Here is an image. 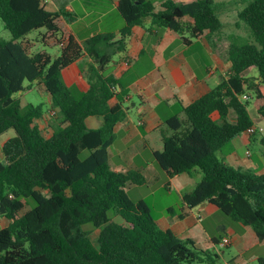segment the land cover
<instances>
[{
    "label": "trees",
    "instance_id": "trees-1",
    "mask_svg": "<svg viewBox=\"0 0 264 264\" xmlns=\"http://www.w3.org/2000/svg\"><path fill=\"white\" fill-rule=\"evenodd\" d=\"M236 1L244 4L237 26L243 23L250 35L244 41L232 38L227 55L230 73L207 94L182 105L179 114L147 133L144 141L167 176L202 174L183 196L187 207L206 203L251 226L264 240V173L244 171L218 155L254 126L251 95L243 98L246 92H254L262 102L258 112L264 116V0ZM236 1L166 0L157 7L150 0H120L118 11L125 21L121 38L97 34L82 44L70 38L53 57L46 50L30 53L24 38L42 28L56 35L63 12L48 9L44 0H0V18L12 35L10 40L0 38V135L15 130L2 145L0 157V214L10 221L0 229V264L212 261L210 251L193 239L161 227L146 201L130 198L128 185L147 184L142 170L112 168L109 149L116 138L115 126L127 116V91L103 71L116 53L125 50L133 27L145 17L156 26L189 34L182 37L187 43L206 31H222L219 8ZM185 17L193 22L186 25ZM83 57L97 66L90 65L87 79L80 76L67 83L65 71ZM252 67L258 69L257 76L247 75ZM34 82L43 86L57 112L49 137L36 122L45 114L42 106H23L16 96ZM113 98L117 102L111 105ZM232 111L235 121L229 119ZM90 116L99 118L101 125L89 127ZM261 143L264 146V138ZM112 209L121 221L110 217ZM95 229H100L97 245L91 238ZM214 241L219 243L220 238ZM258 264H264V257Z\"/></svg>",
    "mask_w": 264,
    "mask_h": 264
},
{
    "label": "crops",
    "instance_id": "crops-1",
    "mask_svg": "<svg viewBox=\"0 0 264 264\" xmlns=\"http://www.w3.org/2000/svg\"><path fill=\"white\" fill-rule=\"evenodd\" d=\"M44 1L48 9L63 12V15L57 19L59 31L56 35H52L47 30L44 33L41 32L44 43L59 44L61 49L70 38L79 44L97 34L114 33L116 36L114 40L121 38V29L124 27L125 21L118 11L120 0ZM150 1L159 7L166 0ZM175 1L189 2L193 0ZM216 1L231 2L232 0ZM225 8H219V16L227 11ZM192 22V18L185 17L186 25ZM183 36L189 37V34H179L169 28L156 26L150 16L145 17L141 24L133 27L131 35L126 40L125 50L116 53L106 65L104 74L114 75L127 91L125 95L127 116L125 120L115 126L116 138L110 149L117 143V151L133 152L129 155L122 153L124 155L122 160L114 163L111 162L110 156V164L119 171L142 170L147 184L155 178H161V186L167 188L169 194H172L173 191L178 194L181 210L177 212L172 204L166 205L157 216H154L157 223L165 229L172 230L181 238L193 239L199 248H203V244L209 241L215 245L220 243L214 241L218 237L209 231L206 239L205 227L199 226V223L208 219L210 214L217 209L209 208L206 203L194 208H189L183 203L184 194L192 190L198 182L196 176L182 173L169 177L165 174L166 178H164L158 168L154 167L153 169L147 166L148 164L153 165V161L148 160L147 164H144V161L142 162L138 157L144 150L149 149L145 146L144 141V136L147 133L164 124L168 118L179 114L182 105L192 103L218 86L222 81V76H227L224 73L230 71L231 64L228 57H224V40L227 38L224 37L223 31L218 33L206 31L203 35L192 38L187 43L183 41ZM232 38L227 39L226 56ZM24 43L28 46L30 53L36 52L33 50H35L37 42L32 41L28 35L24 38ZM91 64L97 66V63L88 57L78 60L66 70L71 71V81L67 83H74L81 78L80 76L87 79L86 73ZM218 71L221 73L219 77H217ZM121 90L122 86L119 85L117 91ZM116 102L117 99L113 98L110 104L113 105ZM256 105L259 109L262 102L258 100ZM134 111H136L135 116L132 115ZM214 117L217 118L218 114L215 113ZM229 119L235 121L236 115L233 111L230 113ZM86 123L89 127L97 128L102 122L96 116H90L86 119ZM234 140L246 147L244 154L240 146H234L232 149L222 152L220 157L234 167L264 173V149L259 150L257 154L252 153L248 147L252 143V136L246 132L236 136ZM152 157H154L153 154ZM135 186L139 185L130 184L127 187L134 189ZM188 188L191 189L188 190ZM128 195L132 199L129 193ZM9 223V219L1 215L0 229L8 226ZM238 223V226L223 225L221 227L222 238L226 236L230 238L228 246L236 247L240 252H243L249 250L251 246L264 245V240L257 238L254 230H251V226ZM260 257H264V255L256 252L252 255V259L257 261Z\"/></svg>",
    "mask_w": 264,
    "mask_h": 264
},
{
    "label": "rangeland",
    "instance_id": "rangeland-1",
    "mask_svg": "<svg viewBox=\"0 0 264 264\" xmlns=\"http://www.w3.org/2000/svg\"><path fill=\"white\" fill-rule=\"evenodd\" d=\"M244 4L240 1L232 2L228 4V6L225 8L227 11L220 14V18L223 22V28L222 31L224 33V37L227 39H231L232 37H239L240 40H246L249 35L250 31L247 29V27L242 23L239 27L237 26V22L239 21L238 12L240 9H242ZM41 32H46L45 28H42L40 30H35L28 34V37L31 38L32 41H36L37 44L35 46V50L33 51H41L46 50L49 54H51L53 57H57L61 53V49L59 44H47L42 41ZM0 38L5 40H10L12 38V35L8 29L5 28L3 21L0 18ZM225 39V38H224ZM227 39L224 40V57L226 56L227 52ZM71 71H66L64 74V80L66 82L71 81ZM247 75L249 76H257L258 75V69L256 67H252L248 70ZM221 76V73L218 71L217 77ZM29 83L26 82V85ZM247 95H249V112L250 115L254 121V127L256 128V132L254 134H251L252 136V143L249 145V150L252 151V153L257 154L259 150L264 149L263 144L261 143L262 138H264V116L261 115L258 112L257 109V97L254 92H246ZM16 96L21 100V104L24 106L28 103H33L35 105L42 106V109L44 111V116L41 119L36 120L37 124L40 126L42 132L44 135L48 136L52 132L51 123L55 120L57 117L56 114H52L51 111L53 110L51 103L49 101V95L45 91L42 85L38 83H33L30 88L21 91L16 94ZM136 111L132 113L133 116H135ZM137 118V117H135ZM241 135V134H240ZM15 136V130L9 129L3 134L0 135V157L3 156L2 154V145L4 141L7 139ZM236 140H232L229 142L226 147V150L232 149L234 146H240L242 153L244 154L246 147L243 146L242 143H236ZM224 152V151H223ZM125 153L127 155L132 154V151H117V143L113 145V147L110 149V156H111V162H118L120 159L122 160L123 154ZM87 154V151L83 152V156ZM222 154V152H219V156ZM140 160L144 164H147V161H153V165L148 164L147 166H150V168H158L160 172H162L163 177L166 178V175L164 171H162L161 167L157 163L156 159L152 157V152L149 149L144 150L143 153H141L139 156ZM153 166V167H151ZM114 169L115 166L112 165ZM248 170L246 168L243 169ZM196 181H200L202 174L196 173ZM161 178H155L151 180L150 183L147 185H141V186H135L134 189H130L129 187L126 188L128 193L131 195L133 201L137 202L140 199H144L146 203L149 205V207L152 210V213L154 216H157L162 209L166 205H173L175 211L179 212L180 209V198L178 194L173 191L172 194L168 193V189L161 186ZM191 188H188L190 190ZM33 202V201H32ZM110 217L115 221H121L122 218L115 213V211L112 209L110 210ZM1 220V215H0ZM238 222L233 220L231 216L223 213L220 210H216L213 213L210 214V217L206 219L205 221L199 223V226H204L205 230L207 231L206 239L208 237V231L219 237V235L223 232L221 230V227L224 226H238ZM86 227H92L91 224L85 225ZM1 227V226H0ZM251 230L252 227H250ZM100 229H95L91 233V238L93 242L97 245L98 244V235H99ZM203 236V234H202ZM205 238V236H204ZM203 249L209 250L211 253V257L213 258L212 261H204V262H195L192 264H258V261L255 259H252V255L256 253H261V255H264V245L263 246H251L249 250H245L243 252H240L236 247L233 246H221L220 244L215 245L211 241L207 242L206 244H203ZM217 255V257H216Z\"/></svg>",
    "mask_w": 264,
    "mask_h": 264
},
{
    "label": "built area",
    "instance_id": "built-area-1",
    "mask_svg": "<svg viewBox=\"0 0 264 264\" xmlns=\"http://www.w3.org/2000/svg\"><path fill=\"white\" fill-rule=\"evenodd\" d=\"M229 73H230V71L225 72L224 74L228 75ZM248 97H249V95H247V94L243 95V98H248ZM51 113L56 114L57 112H56V110L53 109L51 111ZM245 132L249 135L254 134L256 132V128L254 126H252V127L248 128ZM248 153H249V151H248ZM200 218H201V216H200ZM219 244L223 247L227 246L228 244H230V238L228 236L223 237Z\"/></svg>",
    "mask_w": 264,
    "mask_h": 264
}]
</instances>
